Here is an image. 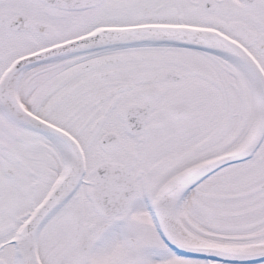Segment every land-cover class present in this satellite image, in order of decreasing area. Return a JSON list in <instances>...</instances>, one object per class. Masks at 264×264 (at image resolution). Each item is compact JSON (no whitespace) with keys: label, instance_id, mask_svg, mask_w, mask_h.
Masks as SVG:
<instances>
[{"label":"snow or ice","instance_id":"obj_1","mask_svg":"<svg viewBox=\"0 0 264 264\" xmlns=\"http://www.w3.org/2000/svg\"><path fill=\"white\" fill-rule=\"evenodd\" d=\"M0 264H264V0H0Z\"/></svg>","mask_w":264,"mask_h":264}]
</instances>
